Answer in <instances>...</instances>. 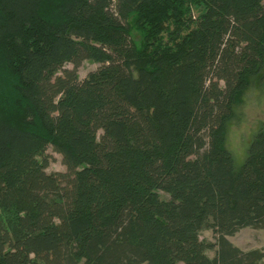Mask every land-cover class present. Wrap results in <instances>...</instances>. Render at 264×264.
<instances>
[{
    "label": "trees",
    "instance_id": "trees-1",
    "mask_svg": "<svg viewBox=\"0 0 264 264\" xmlns=\"http://www.w3.org/2000/svg\"><path fill=\"white\" fill-rule=\"evenodd\" d=\"M258 81L264 0H0V264H264Z\"/></svg>",
    "mask_w": 264,
    "mask_h": 264
},
{
    "label": "rangeland",
    "instance_id": "rangeland-1",
    "mask_svg": "<svg viewBox=\"0 0 264 264\" xmlns=\"http://www.w3.org/2000/svg\"><path fill=\"white\" fill-rule=\"evenodd\" d=\"M99 63L93 60H84L78 68L81 79L99 67ZM67 68H73V64L68 63ZM238 118L232 124L229 130L228 147L233 151L237 162H242L253 134L264 123V83L256 82L245 94L244 101L238 109ZM50 164L48 172L64 171L65 165L62 162L61 154L49 148ZM163 196H167L162 193ZM203 239L214 241V235L211 230L202 232ZM229 239L239 248L248 251L259 249L264 252V228L245 227L230 236ZM214 257L215 252H209Z\"/></svg>",
    "mask_w": 264,
    "mask_h": 264
}]
</instances>
